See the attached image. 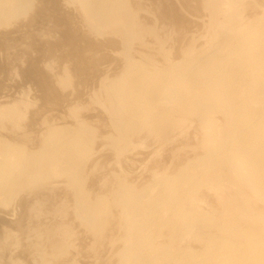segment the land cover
Wrapping results in <instances>:
<instances>
[{
	"label": "rangeland",
	"instance_id": "1",
	"mask_svg": "<svg viewBox=\"0 0 264 264\" xmlns=\"http://www.w3.org/2000/svg\"><path fill=\"white\" fill-rule=\"evenodd\" d=\"M92 1L32 0L31 10L1 27L0 103L26 100L38 123L46 119L31 126L35 141L26 150L71 142L68 165L42 163L0 204V264H166L199 250L227 216L260 231L263 202L240 188L220 158L211 166L200 160L225 137L228 112L188 104L189 88L197 89L180 75L209 65L212 79L223 48L235 43L222 44L224 37L262 16L264 0H108L101 22L92 18ZM225 15L234 27H218ZM213 50L217 58L209 57ZM30 64L48 76L53 93L23 77ZM203 73L194 86L205 82ZM258 97L264 108V94ZM175 178L182 197L155 206Z\"/></svg>",
	"mask_w": 264,
	"mask_h": 264
},
{
	"label": "bare ground",
	"instance_id": "2",
	"mask_svg": "<svg viewBox=\"0 0 264 264\" xmlns=\"http://www.w3.org/2000/svg\"><path fill=\"white\" fill-rule=\"evenodd\" d=\"M31 2L32 0H0V35L4 34L1 30L2 26L11 24L29 9L31 10L33 6ZM92 6L94 13L92 18L95 21H104L100 18L104 16L105 19L110 14L107 13L109 12L107 10L108 0H93ZM55 7H58L57 3ZM231 9L236 10L234 7ZM231 9L229 10L231 11ZM229 10H227L228 13ZM226 16H224L225 18H220L218 27H220L221 22H225V24L232 23V20L230 21L231 18ZM34 18L31 17L29 21ZM34 23L36 22L34 21ZM232 24L234 27V23ZM238 24L233 29V34L230 37L232 39L227 35L228 37H224L225 42H222V44H229L231 41L235 43L229 44L226 49L223 48L225 45L216 46L217 48H223L222 57L224 59H222L223 63L220 68L213 70L215 75H213L212 79L208 80L209 70H204L205 68H210L209 65H206L200 71L195 67H193L194 70H192L193 68H188L189 70L191 69V72L185 69L187 73L183 72L180 77L184 78L185 81L187 80L185 87L191 86L193 89H197L196 91H191L189 88L192 93L190 94H195L196 96H189V94L188 96L191 100L190 103L187 100L188 104L196 108L207 106L205 107L207 110L211 109L212 105L221 104L229 114L225 137L219 145L209 150L200 160L205 159V163L211 166L210 164H215L214 160H219L220 158L222 162L219 160L217 163H220V167L223 170L229 169V171L235 170L237 172V179L234 177V180L237 183L239 182L240 188L243 187L242 189L248 190L249 193L251 192V196L258 197L264 204V108L258 107V103L261 101V97H258V94H264V14L250 19L244 26H242V23ZM11 44H13L12 47H16L15 42ZM11 44L8 47H11ZM17 44L19 45L20 43L17 41ZM18 45L16 47L17 50L20 48ZM23 45L27 46L26 43ZM24 46L22 47L21 45V48L24 49ZM25 50L24 52H26ZM216 51H211L208 54L209 57L217 58L215 56ZM20 52L21 54L24 53ZM14 53L16 52L13 51L8 56H12ZM20 55H18L19 58L24 56ZM12 58L8 59L11 60ZM9 60L6 61L8 62ZM13 61L15 63V60ZM22 63L21 65H23ZM25 67L22 69L23 77L36 78L35 80L38 81L40 89L46 96L54 92L50 81H48V76L43 71L38 70L36 65L33 66L32 64ZM11 68H14V66ZM201 72L206 75L207 79L202 78L205 82H201L202 85L194 86L198 81H201ZM63 77H67V74L62 75L60 78ZM65 79L63 78L60 82L64 83ZM256 85L262 87L258 88L259 92L254 90ZM107 89L115 94L117 93V88L114 84H110ZM107 89H100L101 92L96 91L98 94L95 93V95L106 93ZM153 89L155 92L156 89ZM203 94L205 97L202 96L201 98ZM183 99L189 98L183 97ZM25 101H12L13 103L10 104L0 103V204L4 206L8 204L15 188H19L26 179H34L38 175L42 163H62L65 166L69 163L68 144L71 142L70 139L69 142L67 141L63 144L64 148L62 147V141H54L49 145H42L38 152L34 154L26 150L25 146H27L28 142L35 141L30 133L31 126L34 124L40 126L46 119L38 123V120L33 118L35 113L28 111L26 108L24 109L29 104ZM204 107L202 108L204 109ZM219 154L221 155L218 156ZM200 160L199 163H202ZM181 184L178 178L166 181L165 189L156 198L155 206L162 202L160 204L161 208L171 207L175 203V196L178 199L182 197L181 189H179ZM146 206L150 209L155 208L153 203H148ZM178 213V216L182 217L186 214V210H179ZM240 218L241 216L236 214L227 216L221 226H216L213 233L207 234L199 250L188 251V253L184 251V255L180 252L177 258L172 262L170 260L167 261L166 264H264V225L260 231L255 230V227L251 225L250 227H241ZM262 218H264V215ZM210 220L212 219L210 218ZM0 222H2V219H0ZM207 222L209 223L210 221L207 219ZM252 223L254 224L255 222ZM225 229L227 231L225 232L226 234L221 235ZM141 259L144 258L142 257ZM147 261L148 259L145 258V262ZM11 262L10 264H12Z\"/></svg>",
	"mask_w": 264,
	"mask_h": 264
}]
</instances>
